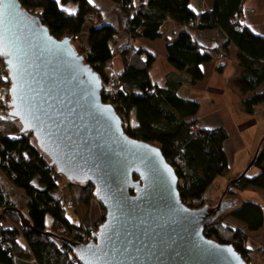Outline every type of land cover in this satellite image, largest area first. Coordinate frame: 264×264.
<instances>
[{"label": "trees", "instance_id": "16d2710c", "mask_svg": "<svg viewBox=\"0 0 264 264\" xmlns=\"http://www.w3.org/2000/svg\"><path fill=\"white\" fill-rule=\"evenodd\" d=\"M108 1L117 20L116 26L105 24L100 10L89 0H18L22 10L38 19L57 40L67 38L74 45L83 28L89 26L85 46L74 47L105 82L103 103L114 108L124 124L125 134L160 149L179 180L182 203L188 208H201L213 183L229 172L224 150L228 135L222 128H197L199 104L181 98L178 91L183 86L201 82L202 66L217 56L225 59L227 48L233 45L238 51L241 69L235 84L243 97L241 106L245 114L256 115L264 107V92H258L264 84V38L240 24L245 0H212V8L199 14L191 9L190 0ZM70 6H74V12ZM169 20L180 29L166 45V59L175 73L166 76L161 88L153 85L150 76L156 55L138 49L132 42L161 39ZM212 31L220 35L215 50L204 49L193 39L194 32ZM122 35L130 41L119 48L123 69L118 75H110L107 66ZM222 68L223 65L217 71ZM111 77L116 81L113 89L107 85ZM3 85L6 89L10 87L8 78ZM9 108L3 105L4 110ZM20 130L17 121L0 117V171L15 190L26 196L33 228L22 227L20 217L11 211L17 203L7 200L9 196L0 186V264H80L65 244L46 236L45 232L85 244L104 221V210L101 206V216L94 220L91 205L95 199L94 188L65 183L55 168L50 167L32 135H21ZM263 165L264 143L254 165L259 174L234 182L228 195L264 190ZM66 201L73 202V209L66 208ZM79 204L88 207V214L81 226L74 227L65 212L75 211ZM47 216L51 219L49 230L45 225ZM227 219L244 226L247 232L227 225ZM263 229V208L247 201L215 219L205 228L204 235L219 244L232 245L246 261L248 233Z\"/></svg>", "mask_w": 264, "mask_h": 264}, {"label": "water", "instance_id": "95a60500", "mask_svg": "<svg viewBox=\"0 0 264 264\" xmlns=\"http://www.w3.org/2000/svg\"><path fill=\"white\" fill-rule=\"evenodd\" d=\"M0 58L10 82L9 116L20 134L32 135L67 182L91 185L105 211L85 244L46 236L65 244L80 264H247L232 245L204 231L228 209L223 199L254 167L264 136L217 206L188 208L160 149L125 134L114 108L102 101L105 82L69 39L51 36L18 0L0 2ZM11 211L32 230L28 215Z\"/></svg>", "mask_w": 264, "mask_h": 264}, {"label": "crops", "instance_id": "0c3cea01", "mask_svg": "<svg viewBox=\"0 0 264 264\" xmlns=\"http://www.w3.org/2000/svg\"><path fill=\"white\" fill-rule=\"evenodd\" d=\"M90 3L100 10L102 20L105 24L112 26L117 25V20L111 12L112 6L108 0H91ZM190 6L193 11L199 14L205 10H210L213 6V1L191 0ZM70 7V10L74 12V6ZM239 22L253 34L264 38V0H245ZM88 30L89 26L83 28V33L74 42L75 47L85 46ZM179 30L180 29L169 20L166 22L164 34L161 39L154 42L144 40L132 42V45L138 49L141 48L156 55L157 60L150 69V76L153 85L157 87L163 88L166 76L170 73H175L166 59V45L174 38ZM192 35L194 41L204 49L215 50L220 43V35L217 31L208 33L194 32ZM129 43L130 41H128L125 35L120 36L116 48H114L112 52V60L107 66L110 75H118L122 72L123 65L119 55V48ZM237 58L238 51L236 47L229 45L225 59H220L217 56L211 63L202 66L204 77L201 82L197 83L195 86H183L178 91V95L181 98L199 104L200 108L196 116L197 128L204 130L222 128L227 132L228 139L224 143V150L228 157L229 169L235 167L234 170H236V168L238 169L242 159L243 164L246 162V164H244L246 167L249 154L254 148L259 136H261V130H264V108L261 109V112L257 115L251 116L245 114L241 106L243 97L235 87V83L241 73ZM222 65V70L218 72V68ZM257 127L260 128L259 133L255 134L253 131L257 129ZM229 146H232L234 151L229 150ZM235 155L236 157L238 156L237 161ZM241 156L242 158H240ZM242 169L243 168L238 170ZM253 169L251 176L247 175L248 178H252L259 174V169ZM7 183H10L9 180L6 175L0 171V186L2 190L7 193V196H9L7 200L14 201L17 203L16 207L25 212L27 209L26 196L22 192L15 190L11 183L9 186L11 189L4 190L3 187H5ZM262 191L264 192V190H247L237 193L238 195L240 194L239 197H242V201H240L238 205L247 201L255 202L260 205L264 211V198L260 196ZM255 195L259 196L255 197ZM237 198L238 196L236 195L233 199L237 201ZM238 205L235 206L237 207ZM99 212L100 210L97 211L94 206V220L100 218L101 212L100 216ZM6 224L8 225V223ZM238 226L239 227L236 228L241 229L242 225L238 223ZM246 250L249 251V257L254 258V261L250 264H264V229L260 232L248 233Z\"/></svg>", "mask_w": 264, "mask_h": 264}, {"label": "rangeland", "instance_id": "374dc122", "mask_svg": "<svg viewBox=\"0 0 264 264\" xmlns=\"http://www.w3.org/2000/svg\"><path fill=\"white\" fill-rule=\"evenodd\" d=\"M190 4H191V0H190ZM3 62V61H2ZM236 84V83H235ZM105 90H106V86H105ZM258 92H264V84L258 89ZM264 107H262V108H260V109H263ZM258 110V113L259 112H261V110ZM10 110L11 109H9V112H10ZM257 113V114H258ZM256 114V115H257ZM260 125V124H259ZM259 125H258V127H259ZM257 127V129H255L254 131H253V133H255V134H258L259 133V129L260 128H258ZM263 136H264V130L262 131L261 130V136H259V138H258V140L256 141V143H255V146H254V148L251 150V152H250V154H249V159H248V162H247V165L250 163V161L252 160V158L254 157V155H255V153H256V151H257V148H258V146H259V144H260V141L262 140V138H263ZM229 150H233V147L232 146H229V148H228ZM234 151V150H233ZM235 152H236V149H235ZM235 157H236V155H235ZM240 158H242V156L240 157ZM237 159H238V156L236 157V161H237ZM241 164L238 166V169H241V168H243V169H245L244 167V164H246V162L243 164V159H242V161L240 162ZM234 164V163H233ZM238 165V164H237ZM246 165V166H247ZM235 168V167H234ZM234 168H232L231 167V169H229V172L227 173V175L226 176H224V177H221V178H219V179H217L214 183H213V186H212V188H210L209 189V191L206 193V195H205V200H204V203H205V205L204 206H210V207H215V206H217V204L219 203V200H220V198H221V196H222V194L224 193V191H225V188H226V186H227V184L229 183V182H231L232 180H234L235 178H237L240 174H241V172L243 171V169L242 170H238L237 168H236V170H234ZM254 168V167H253ZM251 169L249 172H248V176H251V174L253 173V170L254 169ZM60 176V175H59ZM62 177V176H61ZM4 179V178H3ZM5 180V179H4ZM63 180H65V179H63ZM65 183L67 182L66 180L64 181ZM6 183V182H5ZM9 184V185H8ZM10 183H7L6 185H5V187H3V189L4 190H9V189H11L10 187ZM229 189H231V188H229ZM229 192V191H228ZM228 192H227V194L225 195V197H224V199H223V202L226 204V206L228 207V209H226L224 212H223V214H221V215H219V216H223L225 213H227L228 211H230V209H233L234 208V206L235 205H238L239 203H240V201H242V197H239L240 196V194L238 195L237 194V196H238V198H237V201L235 200V199H233L234 198V196L233 195H228ZM58 195H63V194H61V193H57ZM256 196H259V195H255V197ZM260 196H263V198H264V192L262 191L261 192V195ZM73 203V202H72ZM95 204V205H94ZM97 204V205H96ZM91 205H93V207L95 206L96 207V210L98 211V210H100V212H101V205L100 204H98L97 202H96V200L94 199V201H92L91 202ZM100 205V206H99ZM87 208L88 207H86L85 205H83V204H79V206L77 207V209H75V211H66L65 212V217H66V219L74 226V227H79V226H81V223H82V220H84L85 218H87V214H88V210H87ZM100 212H99V216H100ZM25 213L29 216V211L26 209L25 210ZM104 214H105V211H104ZM219 216L217 217V218H219ZM93 217V216H92ZM99 219V218H98ZM98 221V220H97ZM225 223L227 224V225H229V226H231L232 228H234V229H237L239 226H238V223H235V221L234 220H232V219H227L226 221H225ZM50 224H51V219H50V217L49 216H47L46 217V220H45V225H46V228L48 229V228H50ZM83 225H85V224H83ZM237 227V228H236ZM240 229V228H239ZM49 230V229H48ZM241 231L242 230H244L243 232H245L246 233V228H244V227H242L241 226V229H240ZM17 231H19V230H17ZM252 256H254V255H252ZM246 261H248V264H250L252 261H254V258H250V257H248L247 258V260Z\"/></svg>", "mask_w": 264, "mask_h": 264}, {"label": "built area", "instance_id": "2783aa9c", "mask_svg": "<svg viewBox=\"0 0 264 264\" xmlns=\"http://www.w3.org/2000/svg\"><path fill=\"white\" fill-rule=\"evenodd\" d=\"M220 57H223V55H220ZM7 77V72L4 63L2 62L0 58V117H5V118H10L9 116V96H8V91H9V86L8 88H4V83L5 79ZM115 79L113 77L110 78L109 82L107 83L108 87L113 89L115 88ZM7 105V110L3 109V105ZM65 206L67 209H73V203L71 201H66ZM97 229L92 232V234L96 233ZM90 241V240H89Z\"/></svg>", "mask_w": 264, "mask_h": 264}, {"label": "snow or ice", "instance_id": "6c2138e0", "mask_svg": "<svg viewBox=\"0 0 264 264\" xmlns=\"http://www.w3.org/2000/svg\"><path fill=\"white\" fill-rule=\"evenodd\" d=\"M0 2H2V0H0ZM89 2H91V0H89Z\"/></svg>", "mask_w": 264, "mask_h": 264}]
</instances>
